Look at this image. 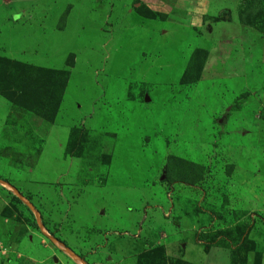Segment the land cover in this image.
I'll use <instances>...</instances> for the list:
<instances>
[{
  "label": "rangeland",
  "instance_id": "obj_1",
  "mask_svg": "<svg viewBox=\"0 0 264 264\" xmlns=\"http://www.w3.org/2000/svg\"><path fill=\"white\" fill-rule=\"evenodd\" d=\"M23 10L0 14V264H264V0Z\"/></svg>",
  "mask_w": 264,
  "mask_h": 264
},
{
  "label": "crops",
  "instance_id": "obj_2",
  "mask_svg": "<svg viewBox=\"0 0 264 264\" xmlns=\"http://www.w3.org/2000/svg\"><path fill=\"white\" fill-rule=\"evenodd\" d=\"M7 2H6V0H3V2L0 1V4L2 5V7L0 8L1 17H3V16L5 17V15L8 14V10L11 11L10 8L12 7L13 8V10L11 11V13H13L12 19H14V18L17 19L18 15L22 14L24 12L23 9H25L26 7H29V6H30V8L35 6V0H33V2L27 1L26 3L23 2L22 0H16V1L14 0L13 6H11L9 4L8 10H7V6H6ZM2 23H3V20L0 21V32L5 31L4 26H2ZM27 27L29 29V24L27 25Z\"/></svg>",
  "mask_w": 264,
  "mask_h": 264
}]
</instances>
